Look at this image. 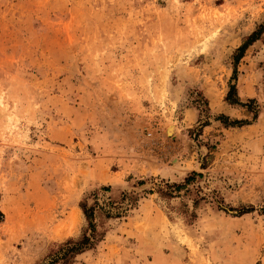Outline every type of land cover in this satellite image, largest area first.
I'll use <instances>...</instances> for the list:
<instances>
[{
	"label": "rangeland",
	"instance_id": "374dc122",
	"mask_svg": "<svg viewBox=\"0 0 264 264\" xmlns=\"http://www.w3.org/2000/svg\"><path fill=\"white\" fill-rule=\"evenodd\" d=\"M262 24L264 0H0V264L53 263L86 210L94 245L54 264H264V33L232 81Z\"/></svg>",
	"mask_w": 264,
	"mask_h": 264
},
{
	"label": "trees",
	"instance_id": "16d2710c",
	"mask_svg": "<svg viewBox=\"0 0 264 264\" xmlns=\"http://www.w3.org/2000/svg\"><path fill=\"white\" fill-rule=\"evenodd\" d=\"M264 33V24L260 25L254 32H252L244 41V43L238 47L233 55V60H234V73L232 76V81L237 79V75H238V64L240 62V60L243 58V56L245 55L246 50L248 49V47L250 45H252L254 42H256L257 40H259ZM226 100L232 104V105H241V106H246L248 108L251 109V104L254 102L253 99L249 100V103H242L239 96H238V92H237V86L236 83H230L229 86V91L228 94L226 96ZM248 123V121H243V120H233L230 121V123H228L231 126H235V125H242V124H246ZM254 207L253 206H249V207H242L239 211L240 214H245V213H250L252 211H254ZM264 212V206L262 208V210ZM86 216L89 220V224H90V228L92 229L93 234L95 233V228H94V224L92 221L93 218V213L86 210ZM4 217V214L0 211V222L2 221ZM93 234L89 235H84L79 241H69L65 244V249L63 252H60V254L58 253L56 256V259L53 260L54 264L56 261L58 260H66L68 261L71 257H73L75 255V253H80L82 251H84L87 248H91L94 245V236Z\"/></svg>",
	"mask_w": 264,
	"mask_h": 264
},
{
	"label": "bare ground",
	"instance_id": "6f19581e",
	"mask_svg": "<svg viewBox=\"0 0 264 264\" xmlns=\"http://www.w3.org/2000/svg\"><path fill=\"white\" fill-rule=\"evenodd\" d=\"M174 130H175L174 129V126H172V125L168 126L167 134L168 135H172V133H173Z\"/></svg>",
	"mask_w": 264,
	"mask_h": 264
}]
</instances>
